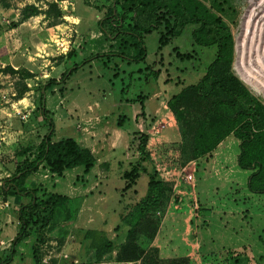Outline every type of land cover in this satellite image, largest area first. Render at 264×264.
Returning <instances> with one entry per match:
<instances>
[{
	"label": "rangeland",
	"instance_id": "rangeland-1",
	"mask_svg": "<svg viewBox=\"0 0 264 264\" xmlns=\"http://www.w3.org/2000/svg\"><path fill=\"white\" fill-rule=\"evenodd\" d=\"M115 2L0 0V181L7 179L6 173L15 170L25 157H33L38 149L36 143L49 131L41 115L39 89L51 79H60L65 71L87 58L124 51L119 42L104 36L99 28L109 7L116 6L121 14L135 0H120L118 5ZM259 6L260 0H228L223 18L234 38L232 71L264 105V92L254 87L244 72L249 73L250 67L264 71V57L255 58L239 42L245 16L260 8L264 10V4ZM128 16L127 29L133 25L134 18L133 14ZM198 28L188 26L161 49L160 37L165 31L161 27L146 37L145 62L129 64L118 58L96 60L64 84L50 88L46 93V108L55 122L54 138H74L76 130H86V120L99 106L106 114L104 122L113 126L125 122L127 128L134 130L132 115L136 109L140 110V103L147 100L148 104L157 106L155 110H165L175 117L179 131L182 130L184 135V150L187 151L183 160L187 161L191 137L212 103L211 99L201 98L195 88L206 82L205 88L210 89L212 81L206 79L218 55L217 46L197 41ZM187 55L191 58L185 59ZM241 58L243 62L239 61ZM21 95L23 99H19ZM179 95L180 99L171 104ZM139 116L143 118L142 133L148 134L155 119L146 113ZM230 137L235 138L234 135ZM137 147L138 143H131V157L135 154L140 158ZM119 155L124 159L122 154ZM116 164L113 163L111 172L117 169ZM146 165L153 171L152 163ZM124 168H129L126 160ZM241 172L238 181L217 178L211 157L200 159L198 204L193 203V195L186 194L184 187L177 189L178 194L171 188L169 198L155 215L161 224L155 240L150 243L140 237L138 243L143 247L158 248L163 259L189 257L192 264H264V193L249 191L250 172ZM233 176L231 174L230 178L234 179ZM123 185L122 179L112 176L108 201L99 205L110 218L107 223L112 222L113 229L107 234L116 246L125 243L128 231L122 220L115 221L113 217V211L123 199ZM147 188L148 179L144 176L137 181V193H128L126 199L131 197L134 202L142 199ZM0 196L4 197L1 193ZM74 207L79 213L80 203L75 202ZM127 211L125 209L123 215ZM64 212L61 210L54 218V226L59 232L55 238L63 242L62 250L73 252L77 247L75 244L83 242L84 230L64 223ZM12 225L13 215L6 212L0 218L1 239L4 234L11 235ZM101 225L105 226V223ZM1 244V252L10 249L7 241ZM86 249L82 252L87 259L84 264H94L91 248ZM116 254L100 264H117L114 262Z\"/></svg>",
	"mask_w": 264,
	"mask_h": 264
},
{
	"label": "trees",
	"instance_id": "trees-1",
	"mask_svg": "<svg viewBox=\"0 0 264 264\" xmlns=\"http://www.w3.org/2000/svg\"><path fill=\"white\" fill-rule=\"evenodd\" d=\"M119 2L120 0H116L115 5ZM227 3L228 0H213L209 6L204 0H135L134 4L124 8L121 14L118 13L116 6L108 8L106 16L99 22V28L104 36L119 42L124 51H111L87 58L65 71L60 79H51L39 89L41 115L49 126V131L33 157H25L22 162H19L14 174L3 181L0 189V193L5 197L19 195L30 199L27 205L17 209L19 230L11 243L8 258L0 261V264H11L17 247L32 235L37 237L33 245L35 262L43 264L44 250L50 242L48 235L55 216L63 210L65 211L64 221L69 222L77 218L78 213L73 200L59 194L41 198L37 188L26 186L27 180L38 172L43 164H47L53 173L61 176L66 170L77 167H84L85 173H88L96 163L91 151L82 148L75 139L65 138L58 142L53 141L55 122L46 108L47 91L64 84L80 69L96 60L118 58L129 64L145 62L148 53L146 37L161 27L165 29L160 37L161 49L192 25L199 27L195 35L199 43L205 42L207 46H217L218 49L217 58L210 66L206 79L207 82L212 81L210 89L205 88L206 82H202L195 88L201 98L211 99L212 103L204 120L191 137L190 156L187 161L183 160L187 149L184 150V135L180 130L181 141L178 145L182 161L184 163L191 160L198 162L204 157H211L225 139L234 135L241 141L239 166L243 170L252 172L248 182L249 191L264 193V105L251 95L248 88L232 71L234 38L229 25L223 18ZM263 4L264 0H260L259 7ZM129 14H133L134 18L133 25L127 29L125 23ZM252 15V12L247 13L243 27ZM128 50L134 53L129 54ZM190 58L191 56L188 55L185 57V59ZM180 97L181 95L175 96L171 104L176 103ZM23 98V95L19 97V99ZM119 125L122 126V123ZM148 140V134L142 132L135 134L133 145L138 143L140 158L124 175V179L127 180L125 191L136 185L141 174H146L149 178L145 197L131 206L121 218L122 223L128 228L125 243L116 246L103 230L93 229L84 232V239L90 241L97 264L103 263L107 257L116 252L114 262L117 264L132 262L192 264L189 257L163 259L159 255L158 248L143 247L138 243L140 237L150 243L155 240L161 225L155 215L163 207L171 191V187L159 179L154 169L151 171V167L145 166L147 162L151 163L147 152Z\"/></svg>",
	"mask_w": 264,
	"mask_h": 264
},
{
	"label": "crops",
	"instance_id": "crops-1",
	"mask_svg": "<svg viewBox=\"0 0 264 264\" xmlns=\"http://www.w3.org/2000/svg\"><path fill=\"white\" fill-rule=\"evenodd\" d=\"M204 2L210 6L213 0H204ZM156 108L157 106L148 104L147 100L140 103V110L136 109L132 115V119L135 124V129L132 130L126 127L125 122L122 123V126H120L119 124L113 126L112 124H108V122H104L106 114L103 112L102 107L99 106L97 109L91 112L90 116L86 120L87 129L82 132L76 130V132L74 133L75 135L73 136V139H75L82 148L90 150L94 155L96 159L95 166L88 173H85L84 167H77L74 169L66 170L63 175L60 176L53 173L51 171V168L47 164H43L40 167L39 171L33 174L27 180L26 186L28 188H37L39 191L38 195L41 198L51 194H59L68 197L74 202H79L80 210L77 218L73 221H65L64 223L72 224L78 229H83L84 232L87 230L96 229L103 230L106 233H109L111 229H113V226L110 224L112 222L107 223V219L110 218L107 217V215L99 205L103 203L105 204L106 201H108L107 195L110 192V181L112 180V176L120 178L124 182V185L121 188L123 191V199L120 200V204L117 209L113 211V217L115 216V221L121 222V218L123 216V213L125 212V209H129L131 206L135 205L141 200L138 199L134 202V199L131 197H128L129 199H126L128 193H137V191L135 190L137 182L135 186L125 191L127 180L124 179L125 173L129 172L132 169V166L135 165L139 159L135 154L132 157L129 155L130 145L134 141L135 134L138 132H143L144 130L141 123V120L143 118L140 117L139 114L146 113L147 116L151 115L152 118L155 119L154 122L167 119L168 125L161 134V139L164 144L178 145L181 141L179 126L173 114L167 112L165 113V110L162 109L155 110ZM68 125L71 126V123L69 122ZM149 132L147 131L148 134ZM65 138L72 137L61 136L58 139L53 138V141L58 142ZM42 140L43 137L36 143L37 147L40 146ZM240 145L241 143L235 138L229 137L217 147V149L211 156V165L217 178L221 176L223 178L227 177V181H238V175H241V170H243L239 166V156L241 153ZM119 154H122L124 159L121 158ZM125 160L128 162V169L124 168ZM113 163H117V169L115 168L116 170H114V172H111ZM15 170H12V172H7L6 177H11L14 174ZM249 172L250 178L252 173L251 171ZM231 174L234 175V179L230 178ZM144 176L149 181V178L146 174H141L139 179ZM4 180L0 181V189L3 186ZM168 185L175 190V187L172 184ZM2 198L5 202L8 203V206L0 205V218L5 216L6 212L11 213L13 215V225L10 228L11 235L8 236L4 234V236H2V239L0 238V247L2 246L1 243H6V241L7 245L10 246V249L8 251L1 252L0 250V261H4L8 258L11 250V243L16 237L19 230L17 209L20 206L27 205L30 202V199L19 195L9 197L4 196ZM102 222L105 223V226L101 225ZM56 234H59V232L57 231V226L55 227L53 222L48 235L50 237V242L44 250V257L50 255L48 264L86 263L87 259L84 258V253L82 252H86L87 247L88 249L91 248L90 241L85 240L83 237V242L75 244L77 245V247H75L74 251L68 252L64 249H61V245H63V242L61 240L60 242L56 240ZM36 240L37 237L35 235H32L25 239L17 247L16 255L13 258V262L11 264H36L33 255V245ZM63 254H67L69 256V259H64ZM90 254L93 258L94 252L91 251ZM93 261L94 264H97L95 263V260ZM133 263L134 262L130 264Z\"/></svg>",
	"mask_w": 264,
	"mask_h": 264
},
{
	"label": "built area",
	"instance_id": "built-area-1",
	"mask_svg": "<svg viewBox=\"0 0 264 264\" xmlns=\"http://www.w3.org/2000/svg\"><path fill=\"white\" fill-rule=\"evenodd\" d=\"M168 125L167 119L156 121L151 126L147 152L155 173L159 179L166 184H172L178 194L177 189L184 187L186 194L193 195V203L198 204L197 196V171L198 162L191 160L184 163L181 159L179 145L164 144L161 139L162 131ZM0 205L8 206L0 196ZM64 259H69L67 254H63ZM50 255L43 258V264H48Z\"/></svg>",
	"mask_w": 264,
	"mask_h": 264
},
{
	"label": "bare ground",
	"instance_id": "bare-ground-1",
	"mask_svg": "<svg viewBox=\"0 0 264 264\" xmlns=\"http://www.w3.org/2000/svg\"><path fill=\"white\" fill-rule=\"evenodd\" d=\"M239 42L248 50L255 58L264 57V10L258 9L242 28ZM255 60V59H254ZM239 61L243 62L241 58ZM238 61V62H239ZM240 64V62H239ZM248 73L244 70L247 80L253 84L259 91L264 92V71L256 67H250Z\"/></svg>",
	"mask_w": 264,
	"mask_h": 264
}]
</instances>
